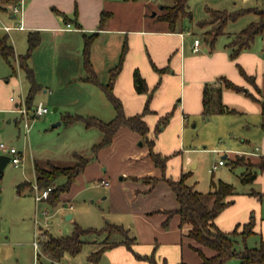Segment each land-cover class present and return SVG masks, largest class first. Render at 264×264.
Segmentation results:
<instances>
[{"label":"crops","instance_id":"0c3cea01","mask_svg":"<svg viewBox=\"0 0 264 264\" xmlns=\"http://www.w3.org/2000/svg\"><path fill=\"white\" fill-rule=\"evenodd\" d=\"M109 1L0 0V12L10 22L3 24H23L22 28L13 27L9 31H24L27 34L34 32L39 36L38 45L48 35L54 41L52 57H58L63 64L72 60L77 62L80 71L77 77L84 80V83L93 84V111H104L108 117L113 116L114 108L104 86L109 81L111 68L119 61L122 45L126 44L111 92L119 100L127 116L141 113L147 103L149 111L143 116L147 125L146 137L127 126H120L110 144L100 148L95 156L91 150L92 175L87 173L88 161L75 179L90 177L107 187L105 197L111 200L110 211L114 215L110 222L122 225L128 229L130 237H135L136 241L132 244L135 252L141 255L153 254L158 264L162 260L166 264H176L180 260L185 264H200L201 256L192 245L200 246L206 256L213 255L214 251L207 246L198 245L192 238L184 235L179 228V216L176 213L169 216L167 211L177 207L178 202L168 181L177 180L182 173H187L186 184L198 191L207 192L211 189V181L220 179L229 182L224 172H220L218 176L214 174V170L221 169L228 162L230 169L239 166L241 171L237 184L229 182L233 185L234 192L227 196L226 199L230 202L216 215L214 224L222 231H239L243 223L252 220L254 234L248 239L251 238L255 244L250 246L257 245L260 240L264 241V168L257 166L264 165V130L261 126L260 104L249 94L256 98H261L264 94V30L232 59L228 43L234 32L223 29L210 45L201 34L204 28L197 31L176 25L174 29H170L167 23L154 17L151 19L152 23L146 25L144 12H141L143 16L134 19L136 22L133 25L128 24L125 19L120 23H113L114 11L108 5ZM15 2L22 3L21 16L10 11ZM242 8L259 9L257 6ZM102 11L109 14L101 18ZM246 12L257 15V20L252 22L259 20V14L254 10ZM66 23H70V26L67 27ZM9 31H5L7 33L3 35L8 36ZM88 36H91V42L86 62L83 46ZM195 38L200 40L197 51L193 50ZM13 43L15 45L14 40ZM71 50L75 54L73 58L70 57ZM237 65L252 78V82L240 73ZM88 67L97 81L86 78ZM134 70H138L144 78L146 91L135 90ZM220 76L226 77L240 89L222 87L221 101L224 110L218 112L221 115L220 121L215 120L212 124L210 117L205 118L201 113L202 92L206 83H212ZM55 107L58 109V106ZM32 110L28 109L31 115ZM223 113L238 114L240 120L232 127L227 126L223 124ZM165 118L167 121L156 131L155 128ZM199 124L214 128L217 137L233 133L240 138L239 143H230L229 148H223L225 152L220 155V159L224 163L218 164L215 169L211 167L212 173L206 190L195 187L191 170L199 164L195 154L198 149L193 137L194 128ZM143 139L145 142L141 141ZM146 140H152L154 151L168 157L164 173L148 156L149 146ZM211 150L221 152V148ZM239 156L256 165L253 168L255 177L251 181H241L242 173L249 170L247 165L230 162ZM34 164L39 165L35 159L33 170ZM41 167L48 168L43 165ZM101 180L107 181V184L101 183ZM63 192L59 194V200L64 196ZM67 215L69 217L66 219L72 217L71 213H66L65 217ZM167 218L168 225L165 227L163 222ZM244 245L239 242V246ZM94 246L96 250L99 244L95 242ZM100 257L106 259L107 264H150L144 259L136 258L123 244L104 249Z\"/></svg>","mask_w":264,"mask_h":264},{"label":"rangeland","instance_id":"374dc122","mask_svg":"<svg viewBox=\"0 0 264 264\" xmlns=\"http://www.w3.org/2000/svg\"><path fill=\"white\" fill-rule=\"evenodd\" d=\"M161 3H171V0H137L136 2L110 0L108 5L114 11L113 23H120L125 19L128 24L133 25L139 16H143L141 12H144L146 25H150L151 19L156 18L160 13ZM249 6L264 9V0H187L191 17L179 19L177 26L189 27L197 31L204 28L205 30L201 32L204 37L222 32L223 29L235 33L257 20V15L253 12L242 13L235 19H228L223 28L220 26L223 11L233 13ZM252 9L256 10V8ZM200 21H202L201 25L198 24ZM3 23L10 22L6 15L0 12V26ZM1 28L0 36L7 33ZM8 34V41L13 45L15 54L25 53L28 45L27 32L11 30ZM53 42L48 35L43 37L28 60L35 81L40 85L33 95L31 108L34 109L41 101L48 108V112L39 116L28 113L27 126L24 116L15 108L19 102L25 105L24 96L28 91L29 83L15 59L7 60L0 56V142L7 147L13 146L22 153L17 164L9 160L0 174V264H107L106 259L101 257L96 262L88 260L89 253L96 248L94 243H98L100 239V236L93 231L83 236V246L78 253L75 255L65 253L57 261H50L41 248L36 249L33 244L36 238L41 242L44 232L52 236H66L73 231L76 224L85 229L97 230L114 218L110 211L111 200L105 197L107 187L98 184L96 179L90 177L75 179L69 189L62 193L64 196L56 205L46 199L37 201L34 197L35 190L32 186L36 181L33 159L40 166H68L78 161L75 155L78 154L89 159L87 173L92 175L91 146L101 139V131L96 127L85 128L82 122L66 124L61 121L62 117L66 114L78 113L108 121L114 116L113 114L112 117H108L104 111H93L91 104L93 84L84 83V80L77 77L80 71L76 61L63 64L58 57L51 56ZM74 56L71 50L70 57ZM82 72L81 69V74ZM55 106H58V109L54 111ZM217 114L218 112H215L209 116L212 120L210 123L214 124L215 120L220 119L221 115L217 116ZM223 115L225 119L223 124L227 126L232 127L240 120L238 114L223 113ZM59 121L60 124L53 126ZM193 137L196 140L194 145L198 152L195 154L199 164L198 167L191 169L192 179L196 188L206 190L212 173V164L216 163L220 155L225 152L223 148H229L230 143H239L240 138L233 133L225 137H217L214 128L200 124L194 128ZM200 139L204 141L201 142ZM141 141L145 142L144 139ZM212 148H221V152L212 151ZM0 154L8 155L7 150L1 147ZM238 162L248 166L253 165L244 157L238 159ZM218 170H214L216 176L224 172L229 182L237 184L241 171L239 166L230 169L229 163L226 162ZM64 182L65 177L61 175L55 180V185ZM69 204H72L71 208ZM66 213H71L72 217L66 219ZM254 244L251 238L248 239L247 245ZM224 264L243 263L233 257Z\"/></svg>","mask_w":264,"mask_h":264},{"label":"trees","instance_id":"16d2710c","mask_svg":"<svg viewBox=\"0 0 264 264\" xmlns=\"http://www.w3.org/2000/svg\"><path fill=\"white\" fill-rule=\"evenodd\" d=\"M161 5V11L157 14L156 19L167 23L170 29H174L176 27L179 19L191 17V12L187 8V0H171V3H161ZM248 10L253 9L240 8L233 13L223 11L224 15L220 26H224L228 19H235L240 14ZM254 11L259 14V20L256 23L251 22L240 31L231 35V40L228 43V46L230 47L229 56L232 59L235 58L236 54L241 49L246 48L256 35L260 34L264 30V9L256 8ZM108 14L109 12L102 11L101 18ZM201 23L202 21L198 22L199 25H201ZM218 34H220V32L214 33L209 37H203L210 45H212L214 38ZM90 42L91 36L86 37L83 46V53L85 55L86 62ZM27 43L26 52L16 55L12 44L8 41V36H0V56L7 60L9 58L15 59L24 71L25 78L29 83L28 91L24 97V103L26 108L31 110L33 95L40 87L35 81L33 69L28 65V60L33 50L39 43V36L34 32H29L27 34ZM125 51L126 44L124 43L121 48L119 61L111 68L109 81L104 86L106 95L114 108V116L108 121L101 120L96 116L81 114H66L62 117V122L66 124L81 121L86 127H96L101 131V139L91 146L94 156L100 148L110 144L114 133L120 126H127L131 130L138 132L142 137H146L147 125L143 116L149 111L147 103L141 113L127 116L125 115L119 100L111 92L112 82L121 66ZM237 67L240 73L248 81L252 82V78L244 72L242 67L240 65H237ZM154 68L157 69L156 67ZM88 70L86 78L91 81H97L94 78L92 70L90 68ZM133 83L137 92H144L147 90L146 82L138 70L133 71ZM223 86L236 90L240 89L238 85L229 81L224 76L217 77L212 83H206L202 92L201 113L203 117L208 118L213 113L222 112L224 110V104L221 101V89ZM255 88L259 91L256 85ZM249 94L260 104L262 115L261 126L264 130V94L261 98H256L251 93ZM226 110L233 111V109ZM166 121V118L163 119L155 130L157 131ZM146 141L149 146L148 156L164 173L168 157L153 150L152 140ZM242 158L243 156H239L230 162L237 164L239 163L238 159ZM77 159L78 161L76 163L68 166L50 165L48 168H44L34 164L35 181L40 189L50 185H55V180L61 175L65 177V182L58 186L55 185L45 198L51 204H57L59 201V194L69 189L72 182L75 180L77 175L84 170L89 161L88 158L82 157L81 155H78ZM254 166L256 165L248 166L249 170L242 173V182L251 181L255 177V171H253V168H255ZM257 166L264 168V165ZM186 177L187 173H182L177 180L168 181L175 193L178 205L174 209L168 210L167 212L169 216L175 213L179 216V228L183 231L184 235L192 238L198 245L207 246L214 251L213 255L206 256L203 254L200 246L192 245V248L198 251L201 256L200 264H224L225 261L233 257L238 258L243 264H264V241L260 240L255 246H249L246 244L248 238L254 234V223L252 220L243 223L242 229L239 231L237 229L222 231L214 224V218L216 215L230 202V200H227L226 198L234 192L233 185L229 182L218 179L216 181H211V189L209 191L201 192L186 184ZM163 225L165 227L168 225V218L163 222ZM91 231L100 236V239L97 241L99 247L96 250L91 251L88 255V260L91 262L98 261L104 249L123 244L133 252L136 258L144 259L150 264H158L153 254L141 255L135 252L132 249V244L136 241L135 237H130L128 235L127 228L111 222H106L100 229L97 230L85 229L76 224L73 231L66 236H52L51 234L44 232L43 238L40 242V248L50 261L59 260L65 253L75 255L83 246V236ZM239 242L245 245L239 246ZM159 264H166V262L162 260ZM176 264L185 263L180 260Z\"/></svg>","mask_w":264,"mask_h":264},{"label":"built area","instance_id":"2783aa9c","mask_svg":"<svg viewBox=\"0 0 264 264\" xmlns=\"http://www.w3.org/2000/svg\"><path fill=\"white\" fill-rule=\"evenodd\" d=\"M10 11L13 14H16V15L18 14L19 16H21L22 12H23L22 3L21 2L13 3L11 5V7H10ZM66 26L69 27L70 23H66ZM0 27H2L5 31H9L13 27L22 28L23 24H22V22H18L14 26L2 24ZM199 43H200L199 38H195L193 40V50L194 51H197L199 49ZM10 99L12 100V97H10ZM15 109L20 111V113L24 116L25 124L27 126L28 109L26 108V106L25 105H21V102H19L18 104H16V108ZM46 112H48V108L41 101H39L35 105L34 109L32 110V116H39V115H42V114H44ZM0 147L7 150V154L9 155V160L12 163L17 164L20 161V159L22 157V153L20 151H18L15 147H13V146L7 147L2 142H0ZM223 163H224V160L223 159H219L218 162L213 164L212 167H213V169H215L218 164H223ZM101 183L107 184V181L101 180ZM54 186L55 185H50V186H47V187H44V188L40 189V188H38L37 184H34L32 186V188L35 190V195H34L35 199L37 201L45 199L48 196L49 192L54 188ZM70 207H71V205H70ZM33 244H34V247L36 249H39L40 242L37 240V238L33 241Z\"/></svg>","mask_w":264,"mask_h":264},{"label":"water","instance_id":"95a60500","mask_svg":"<svg viewBox=\"0 0 264 264\" xmlns=\"http://www.w3.org/2000/svg\"><path fill=\"white\" fill-rule=\"evenodd\" d=\"M160 7H162V5H160ZM155 13V12H154ZM153 13V14H154ZM53 110H56V107H53ZM60 122H56L54 123L55 125L59 124ZM9 161V155L6 154H0V174L2 173L3 167L4 165ZM69 215L66 216V218H68Z\"/></svg>","mask_w":264,"mask_h":264}]
</instances>
